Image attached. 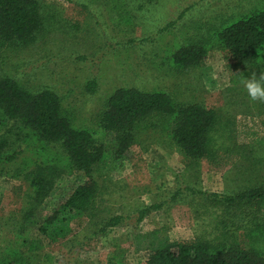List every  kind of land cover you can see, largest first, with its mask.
I'll return each mask as SVG.
<instances>
[{"label":"rangeland","instance_id":"obj_1","mask_svg":"<svg viewBox=\"0 0 264 264\" xmlns=\"http://www.w3.org/2000/svg\"><path fill=\"white\" fill-rule=\"evenodd\" d=\"M38 1L42 29L28 46L0 48V75L28 88L55 91L74 125L91 129L107 150H113L114 136L101 131L97 120L106 98L119 87L160 90L178 103L200 102L213 109L220 117L216 145L225 147L213 163L192 161L175 148L164 119L159 127L141 130L135 155L111 156L94 167L100 208L94 221L69 239L44 243L40 260L45 264H105L115 254L121 264H145V250H135L137 231L160 229L178 241L216 234L219 209L205 208L186 186L233 194L264 182V147L235 142L240 116L256 113L264 101L251 100L244 87V81L256 75L236 65L222 49L208 47L197 65L184 69L173 65L172 54L188 39L205 37L211 23L264 0ZM169 22L173 24L164 30ZM89 79L96 80L94 93L84 90ZM220 132L230 137L225 134L223 139ZM26 153L0 166V249L20 245L28 230L34 233L32 222L25 218L30 212V187L22 175H13ZM62 168L67 169L34 209L32 220L37 222L49 213L70 185L85 179L79 171ZM174 193L177 196L172 199ZM154 204L159 206L150 208L137 222L135 211ZM113 215L130 217L104 232H92L99 218Z\"/></svg>","mask_w":264,"mask_h":264},{"label":"trees","instance_id":"obj_2","mask_svg":"<svg viewBox=\"0 0 264 264\" xmlns=\"http://www.w3.org/2000/svg\"><path fill=\"white\" fill-rule=\"evenodd\" d=\"M171 24L167 23L163 29L168 30ZM42 25L38 0H0V48L11 45L14 49L34 43ZM188 41L172 54L176 68L197 65L208 47H215L225 51L236 65L246 66L258 79L264 75V1L211 23L205 37ZM96 87L95 79L84 84L87 93L96 92ZM259 105L256 113L240 116L235 130L237 144L264 147V105L262 102ZM161 119L166 121L167 136L185 158L213 163L211 160L225 151V147L216 145V132L221 130L219 115L200 102L181 104L160 90L115 89L106 98L97 120L101 131L114 136V148L107 150L98 143L91 129L74 125L55 91L28 88L10 76L0 75V166L27 152L20 157L21 165L13 175H22L30 187V212L25 218L34 229V233L28 230L20 245L0 249V264H45L39 257L44 243L69 239L82 226L94 221L100 212L96 206L98 185L92 177L94 167L111 156L135 155L139 132L159 127ZM225 134L230 137L226 132L218 136L224 139ZM63 165L81 172L85 179L70 185L49 213L40 216L37 222L32 220L34 209L49 195L63 169H67ZM186 189L205 208L219 209L216 234L178 241L160 229L137 231L135 250H145V264H264V182L233 194L188 186ZM158 206L137 209L136 221ZM128 217L99 218L92 232H104ZM78 245L81 247V243ZM35 257H39L36 263ZM105 264H121V261L114 254Z\"/></svg>","mask_w":264,"mask_h":264},{"label":"clouds","instance_id":"obj_3","mask_svg":"<svg viewBox=\"0 0 264 264\" xmlns=\"http://www.w3.org/2000/svg\"><path fill=\"white\" fill-rule=\"evenodd\" d=\"M244 87L251 100L264 101V75H261L259 79L253 76L245 80Z\"/></svg>","mask_w":264,"mask_h":264}]
</instances>
